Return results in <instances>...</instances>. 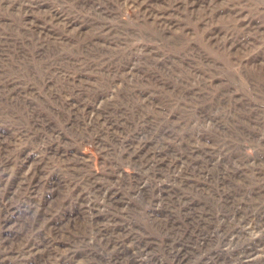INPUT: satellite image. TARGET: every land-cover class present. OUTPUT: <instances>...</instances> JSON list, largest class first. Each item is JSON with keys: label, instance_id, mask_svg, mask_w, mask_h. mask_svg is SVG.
I'll use <instances>...</instances> for the list:
<instances>
[{"label": "rangeland", "instance_id": "374dc122", "mask_svg": "<svg viewBox=\"0 0 264 264\" xmlns=\"http://www.w3.org/2000/svg\"><path fill=\"white\" fill-rule=\"evenodd\" d=\"M0 264H264V0H0Z\"/></svg>", "mask_w": 264, "mask_h": 264}, {"label": "bare ground", "instance_id": "6f19581e", "mask_svg": "<svg viewBox=\"0 0 264 264\" xmlns=\"http://www.w3.org/2000/svg\"><path fill=\"white\" fill-rule=\"evenodd\" d=\"M132 258V257H131Z\"/></svg>", "mask_w": 264, "mask_h": 264}]
</instances>
